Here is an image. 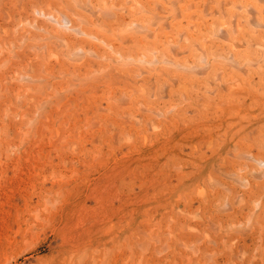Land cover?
<instances>
[{"label": "rangeland", "instance_id": "374dc122", "mask_svg": "<svg viewBox=\"0 0 264 264\" xmlns=\"http://www.w3.org/2000/svg\"><path fill=\"white\" fill-rule=\"evenodd\" d=\"M124 1L0 0V264H264V0Z\"/></svg>", "mask_w": 264, "mask_h": 264}, {"label": "bare ground", "instance_id": "6f19581e", "mask_svg": "<svg viewBox=\"0 0 264 264\" xmlns=\"http://www.w3.org/2000/svg\"><path fill=\"white\" fill-rule=\"evenodd\" d=\"M126 1H127V0H126ZM126 1H124V3H125ZM238 1H239V0H238ZM240 1H241V0H240ZM242 1H243V0H242ZM247 1H248V0H247ZM259 2H260V1H259ZM108 3H109V2H108ZM122 3H123V2H122ZM134 3H135V2H134ZM178 3H179V2H178ZM219 3H220V2H219ZM100 4H103V3L100 2ZM189 4H190V3H189ZM255 4H256V2L254 3V5H255ZM109 5H110V4H109ZM109 5H108V6H109ZM136 5H137V4H136ZM236 5H237V4H236ZM244 5H245V4H244ZM172 6H173V5H172ZM247 6H249V5H247ZM135 7H136V6H135ZM183 7H184V6H183ZM186 7H187V6H186ZM236 7H237V6H236ZM249 7H250V6H249ZM256 7H257V6H256ZM260 7H261V6H260ZM104 8H105V7H104ZM109 8H110V6H109ZM109 8H108V10H109ZM111 8H112V7H111ZM149 8H150V7H149ZM193 8H194V7H193ZM228 8H229V7H228ZM239 8H240V7H239ZM250 8H252V7H250ZM250 8H249V9H250ZM253 8H254V7H253ZM253 8H252V9H253ZM130 9H131V8H130ZM185 9H186V8H185ZM236 9H237V8H236ZM242 9H243V8H242ZM104 10H105V9H104ZM104 10H103V11H104ZM115 10H116V9H115ZM117 10H118V9H117ZM132 10H133V9H132ZM173 10H174V7H173ZM188 10H189V9H188ZM202 10H203V9H202ZM237 10H239V9H237ZM110 11H111V10H110ZM174 11H175V10H174ZM104 12H105V11H104ZM106 12H109V11H106ZM106 12H105V13H106ZM145 12H146V11H145ZM170 12H171V11H170ZM252 12H253V11H252ZM109 13H111V12H109ZM129 13H130V12H129ZM155 14H156V13H155ZM243 14H244V13H243ZM252 14H253V13H251L250 15H252ZM107 15H108V14H107ZM113 15H114V14H113ZM147 15H148V14H147ZM176 15H177V14H176ZM247 15H248V13H247ZM220 16H221V15H220ZM47 17H48V16H47ZM118 17H119V16H118ZM145 17H146V16H145ZM178 17H179V16H178ZM203 17H204V16H203ZM221 17L223 18V16H221ZM249 17H250V16H249ZM63 18H64V17H63ZM111 18H112V17H111ZM251 18H252V16H251ZM64 19H65V18H64ZM245 19H246V18H245ZM62 20H63V19H62ZM118 20H119V19H118ZM249 20H250V18H249ZM133 21H134V20H133ZM189 21H190V19H189ZM251 21H252V20H251ZM65 22H67V20H65ZM232 22H233V20L231 21V24H233ZM252 22H253V21H252ZM252 22H250V23H252ZM254 22H255V21H254ZM203 23H204V22H203ZM62 24H63V27H64V23H62ZM130 24H131V23H130ZM261 24H262V23H261ZM166 26H167V24H166ZM221 26H222V25H221ZM252 26H253V24H252ZM257 26H258L257 24H256V26L254 25V27H257ZM137 27H138V26H137ZM171 27H172V26H171ZM241 27H242V26H241ZM131 28H132V27H131ZM221 28H222V27H221ZM223 28H224V27H223ZM230 28H231V27H230ZM258 28H259V27H258ZM73 29H74V28H73ZM136 29H137V28H136ZM224 29L226 30V28H224ZM233 29H234V28H232V30H233ZM253 29H254V28H253ZM261 29H262V28H261ZM74 30H76V29H74ZM76 31H77V30H76ZM125 31H126V30H125ZM215 31H216V30H215ZM222 31H223V30H222ZM81 32H82V31H81ZM149 32H151V30H150ZM223 32H224V31H223ZM223 32H221V33H223ZM78 33H79V31H78ZM82 34H83V33H82ZM159 34H160V33H159ZM232 34H233V32H232ZM234 34H235V33H234ZM147 35H148V33H147ZM147 35H146V36H147ZM157 35H158V34H157ZM165 35H166V34H165ZM178 35H179V34H178ZM215 35H216V34H215ZM226 35H227V34H226ZM148 36H149V35H148ZM220 36L223 37V35H220ZM227 37H228V35H227ZM178 38H179V36H178ZM178 38H177V40H178ZM209 38H210V37H209ZM224 38H225V37H224ZM204 39H205V38H204ZM221 40H222V39H221ZM226 40H227V38H226ZM262 40H263V39H262ZM262 40H261V41H262ZM95 41H96V40H95ZM202 41H203V40H202ZM229 41H230V40H229ZM261 41H260V42H261ZM96 42H97V41H96ZM172 42H173V41H172ZM227 42H228V41H227ZM60 43H61V42H60ZM229 43H230V42H229ZM229 43H226V44H229ZM62 44H63V43H62ZM204 44H205V43H204ZM263 44H264V43H263ZM125 45H126V44H125ZM176 45H177V43H176ZM231 45H232V44H231ZM234 45H235V47H239V49L242 47V45H241L240 43H234ZM250 45H251V44H250ZM227 46H228V45H227ZM227 46H226V47H227ZM64 47H65V46H64ZM201 47H202V46H201ZM229 48H231V47H229ZM103 49H104V48H103ZM232 49H233V48H232ZM235 49H236V48H235ZM237 49H238V48H237ZM128 50H129V49H128ZM172 50H174V49H172ZM225 51H226V50H225ZM85 52H86V51H85ZM87 52H89V51H87ZM102 52H103V51H102ZM105 52H106V51H105ZM113 52H114V51H113ZM81 53H83V52H81ZM121 53H122V52H121ZM170 53H172V52H170ZM196 53H197V52H196ZM84 54H85V53H84ZM114 54H116V53H114ZM258 54H259V51H258ZM166 55H167V54H166ZM203 55H204V54H203ZM203 55H202V56H203ZM259 55H260V54H259ZM140 56H141V55H140ZM140 56H139V57H140ZM170 56H171V55H170ZM197 56H198V55H197ZM52 57H53V56H52ZM80 57L82 58V56H80ZM141 57H142V56H141ZM171 57H172V56H171ZM257 58H258V57H257ZM47 59H49V58H48V55H47ZM79 59H80V58H79ZM116 59H117V58H116ZM220 59H221V58H220ZM230 59H231V58H230ZM135 60H136V59H135ZM194 60H196V59H194ZM201 60H202V59H201ZM203 60H204V58H203ZM150 61H151V60H150ZM211 61H213V59H212ZM255 61H257V60H255ZM203 62H204V61H203ZM246 62H247V60H246ZM124 63H125V62H124ZM223 64H224V63H223ZM172 66H173V65H172ZM175 66H176V65H175ZM175 66H174V67H175ZM237 66H238V65H237ZM251 67H254V65H252ZM260 68H261V67H260ZM193 69H194V68H193ZM254 69H255V68H254ZM110 70H111V69H110ZM213 70H214V69H213ZM255 70H256V69H255ZM259 70H260V69H259ZM193 71H194V70H192V72H193ZM195 71H196V70H195ZM223 71H224V70H223ZM189 72H190V71H189ZM200 72H201V71H200ZM241 72H242V71H241ZM137 73H138V72H137ZM216 74H217V73H216ZM221 74H222V73H221ZM241 74H243V73H241ZM115 75H116V74H115ZM194 75H195V74H194ZM201 75H202V74H201ZM225 75H226V74H225ZM222 76H223V75H222ZM117 77H118V76H117ZM119 77H120V76H119ZM170 77H171V76H170ZM216 78H217V77H216ZM216 78H215V79H216ZM252 78H253V77H252ZM217 79H218V78H217ZM232 80H233V79H232ZM171 81H172V80H171ZM230 81H231V80H230ZM174 82H176V81H174ZM223 82H224V81H223ZM171 83H172V82H171ZM218 83H219V82H218ZM231 83H232V82H231ZM239 83L241 84V82H239ZM227 84H229V83L227 82ZM148 87H149V86H148ZM218 87H220V85H218ZM223 87H224V86H223ZM151 88H152V87H151ZM225 88H226V87H225ZM225 88H224V89H225ZM227 88H228V90H229V93H230V90H231V89H232L233 91H234V90L242 91V90H245V89H246V88L244 89V87H243L242 85H239L238 83H237V84H233V83H232V84H229V85L227 86ZM227 88H226V89H227ZM256 88H257V87H256ZM186 89H187V88H186ZM206 89H207V88H206ZM213 89H214V88H213ZM220 89H221V88H220ZM137 90H138V89H137ZM215 90H216V88H215ZM232 90H231V92H233ZM250 90H252V88H251ZM150 91H151V90H150ZM153 91H154V90H153ZM211 91H212V90H211ZM220 91H221V90H220ZM248 91H249V90H248ZM222 92L224 93V91H222ZM234 92H235V91H234ZM234 92H233V93H234ZM151 93H152V92H151ZM225 93H226V92H225ZM225 93H224V94H225ZM242 93H243V92H242ZM152 94H153V93H152ZM180 94L182 95V92H181ZM180 94H179V95H180ZM210 94H211V93H210ZM213 94H214V93H213ZM181 95H180V96H181ZM221 95H222V93H221ZM219 96H220V94H219ZM245 96H247V95H245ZM216 97H217V96H216ZM225 97H227V96H225ZM230 97H231V96H230ZM230 97H229V98H230ZM239 97H240V96H239ZM183 98H184V97H183ZM183 98H182V99H183ZM222 98H223V97H222ZM227 98H228V97H227ZM229 98H228V100H230ZM250 98H251V97H250ZM216 99H217V98H216ZM216 99H215V100H216ZM236 99H237V98H236ZM185 100H186V99H185ZM195 100H196V99H195ZM243 100H244V99H243ZM128 101H129V100H128ZM186 101H187V100H186ZM210 101H211V100H210ZM224 101H225V100H224ZM236 101H237V100H235V103H236ZM261 101H262V100H261ZM204 102H205V101H204ZM231 103H232V102H231ZM127 104H129V103H127ZM232 104H233V103H232ZM237 104H238V103H237ZM245 107H246V106H245ZM144 108H145V107H144ZM220 108H221V106H220ZM246 108L248 109V107H246ZM252 109H253V108H252ZM140 110H141V109H140ZM169 110H170V109H169ZM172 119H173V118H172ZM251 155H252V154H251ZM249 158H250V159H253V160H254L255 162H257V164H259L260 166H263V165H264L263 161H261L260 159H258L259 161L256 160L255 156H253V155H252V156L249 155ZM165 235H166V234H165Z\"/></svg>", "mask_w": 264, "mask_h": 264}]
</instances>
